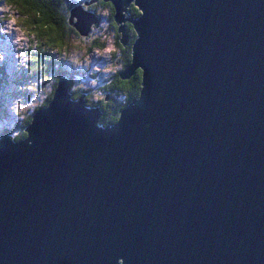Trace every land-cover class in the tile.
<instances>
[{"label": "water", "instance_id": "obj_1", "mask_svg": "<svg viewBox=\"0 0 264 264\" xmlns=\"http://www.w3.org/2000/svg\"><path fill=\"white\" fill-rule=\"evenodd\" d=\"M105 1L122 46L134 29L119 76L140 69L139 95L100 130L59 77L0 138V261L264 264V0Z\"/></svg>", "mask_w": 264, "mask_h": 264}, {"label": "clouds", "instance_id": "obj_2", "mask_svg": "<svg viewBox=\"0 0 264 264\" xmlns=\"http://www.w3.org/2000/svg\"><path fill=\"white\" fill-rule=\"evenodd\" d=\"M128 4L135 9L138 2L137 0H128ZM65 7V0H0V35L11 37L10 43L18 62L17 70L24 68L32 71L33 69L27 62L37 61L38 55L43 53L58 54V59H66L75 66H86L90 63L89 48L96 55L118 51L113 42L114 33L109 35L104 32L91 38L82 37L78 33L73 34L64 24L62 9ZM101 14L109 16L108 9H102ZM109 27L115 28V24H101V28L108 29ZM4 60L5 55L0 53V63ZM35 67L39 68L40 64L37 63ZM120 67L119 64H113L103 70L94 68L93 71L116 73ZM42 79L48 80L49 77L44 75ZM96 84L95 79L89 81V86L93 89ZM116 86L124 88L125 83L117 81ZM4 87L5 95L2 107H0V137H6L16 144L15 134L20 130L22 124L31 121L35 110L41 107L44 97H40L39 101L34 98L25 102L23 95H18L26 90L35 92L36 85L34 83L21 86L13 79H9L5 82ZM82 89L87 91L85 85H75L71 91L79 94ZM88 99L103 102L104 96L99 91H94ZM117 119H119L118 116H112L113 123L108 128L116 126L114 121ZM95 127L105 130L104 125L100 123H96ZM27 143L31 145L30 140ZM122 258L125 264H132L126 257L122 256ZM0 264L3 262L0 261Z\"/></svg>", "mask_w": 264, "mask_h": 264}, {"label": "rangeland", "instance_id": "obj_3", "mask_svg": "<svg viewBox=\"0 0 264 264\" xmlns=\"http://www.w3.org/2000/svg\"><path fill=\"white\" fill-rule=\"evenodd\" d=\"M85 1L86 0H65V4L67 6H70L72 4V7L70 8V14H71V9L78 5H82L86 11L87 9L85 7L93 6L98 12L96 15L98 17V20L97 22H95V24H93L90 27L86 35L81 34L75 28L70 29V31L73 34L78 33L80 36L86 37V38L97 37L101 33H104V32H107L109 35H112L113 33L115 34L117 32L116 29L118 25L116 21L113 22V24H115L116 22L115 28H111V27H109L108 29L101 28V24L103 23L109 24L108 16H104L101 14V10L108 9V6L99 4L98 1H95L92 4L88 3V5L86 4L84 6L82 3H84ZM130 15L131 14L129 11L127 13L125 12L126 17L127 16L129 17ZM131 18H133V16H131ZM70 19L71 18L69 17V22L72 25V21ZM75 21L76 19H74L73 22ZM123 22H120V24H124L125 28L128 26V24H131L130 21H126L124 23ZM117 35L120 38V34L118 32H117ZM134 39L135 37H129L127 46H122L121 43L117 41V38L114 35L113 42H114V45L118 49L116 53H106L104 55H96L94 52L91 51V48H89L90 63L86 66L85 65L75 66L66 59H63V58L58 59V54H49V53L39 54L37 61L27 62L33 69L32 71H29L28 69H24V68H20L19 70H17L18 62L15 59L16 53L10 43L11 37L0 35V53H3L5 55L4 62L0 63V77L4 75V78L7 80L13 79L14 81L17 80L19 83L25 82L28 85L34 83L36 85L35 92L28 90L27 93L23 92L19 94V95H23L25 102H29L33 100L34 98L37 101H39L40 97H44L45 99L49 92H52V95H53L54 90L52 89H55L53 85H55V82H57L59 77H64V78L69 77V91H71L72 87L75 85H85L86 87H89V81L92 79H95L97 81V84L92 92L99 91L101 88H103L102 87L103 84H105L104 88H107L109 86L110 83H108L107 78H109L110 75L112 77L115 73L104 72V71L94 72L93 69L99 68L103 70L104 68L110 65L118 64V62L120 61L119 59L122 56L121 54L122 47H128L129 48L128 52L130 53L131 45ZM100 46L103 47L104 45H100ZM37 63L40 64L39 68L35 67ZM122 70L123 68L120 67V69L118 70L119 71L118 73H120ZM59 73L61 74L63 73L66 75L59 76ZM44 75L48 76L49 79L43 80L42 77ZM110 80L111 78H109V81ZM3 95H5V92H3ZM52 95H51V98H52ZM134 98H137V96H134ZM0 102H3V98L1 95H0Z\"/></svg>", "mask_w": 264, "mask_h": 264}, {"label": "trees", "instance_id": "obj_4", "mask_svg": "<svg viewBox=\"0 0 264 264\" xmlns=\"http://www.w3.org/2000/svg\"><path fill=\"white\" fill-rule=\"evenodd\" d=\"M86 0L84 3H82L84 6L88 3H94L95 1H98L99 4L102 5H107L109 2L103 1V0ZM66 5V4H65ZM92 6V5H91ZM72 7V4L70 6H67L62 9V14L64 15V24L68 26V29H72L74 28L73 25L70 24L69 22V17H70V8ZM87 9V11L92 12V13H97L95 7H85ZM136 7L135 9H133L131 6L128 9V11L130 12L131 15L136 16L138 15L140 12L136 11ZM113 14H114V8L111 7V16H108V20H109V25L113 24L114 19H113ZM97 15V14H96ZM126 32L128 33V35L130 37H134L135 32L134 29L132 27L131 24H128V26L126 27ZM117 38V41L119 42V36L117 37V35L115 36ZM129 48L128 47H123V53L121 58L119 59L120 61L118 62L119 65H121V67L124 69L125 65L129 63L130 61V53L128 52ZM129 53V54H128ZM119 71H117L113 76L112 79L109 81V78H111V75L108 78V83L109 86L107 88H104V85H102L103 88H101L99 90L100 94H102L104 96V101L103 102H99V101H90L88 99V97L91 95L90 90L91 89H87V91L85 90H80L79 94L74 93L73 97L76 98L78 97L82 92H86L87 94L85 95L86 100L89 104H93V106H99L102 114L100 116V120L99 123L102 125H105L107 123H112L113 121L111 120L112 116H118L120 114V110L132 99L134 98V96H138L139 95V91H140V81H141V70L137 69L135 71V73L129 78V79H122L121 77H119ZM66 74H61L59 73V76H65ZM115 79L116 82H113ZM7 79L4 80V82H6ZM117 81H121L125 83V87L124 88H118L116 86ZM3 83V79L0 78V88L2 86ZM56 83L55 85H53V87H56ZM105 83V82H104ZM23 84L21 86H27V83H20ZM54 90V89H52ZM28 90L25 91V93H27ZM109 93H113V94H109ZM20 94V93H18ZM52 92H49L46 96V98L41 102V107L47 105V103L49 102L50 98H51ZM106 97H108V100H106ZM1 107V104H0ZM40 108V107H39ZM117 121V120H115ZM114 121V122H115ZM29 122H26L24 124L21 125L20 130L15 134L17 139L19 140L23 137L26 136L25 133V126L28 124ZM1 138V137H0Z\"/></svg>", "mask_w": 264, "mask_h": 264}, {"label": "flooded vegetation", "instance_id": "obj_5", "mask_svg": "<svg viewBox=\"0 0 264 264\" xmlns=\"http://www.w3.org/2000/svg\"><path fill=\"white\" fill-rule=\"evenodd\" d=\"M106 6H108V11H109V13H110L109 16H111V7H112V5H111L110 3H108ZM91 13H92V12H91ZM97 13H98V12H97ZM97 13H96V14H97ZM94 14H95V13H94ZM96 14H95V15H96ZM116 35H117V32L115 33V36H116ZM117 37H118V35H117ZM122 53H123V47H122V49H121V54H122ZM119 77H120V76H119ZM107 79H108V78H107ZM111 79H112V77H111ZM113 82H116L115 79H114ZM106 100H108V97H106Z\"/></svg>", "mask_w": 264, "mask_h": 264}, {"label": "bare ground", "instance_id": "obj_6", "mask_svg": "<svg viewBox=\"0 0 264 264\" xmlns=\"http://www.w3.org/2000/svg\"><path fill=\"white\" fill-rule=\"evenodd\" d=\"M103 1H105V0H103ZM106 2H109L111 5H112V3L110 2V1H106ZM112 7H113V5H112ZM135 7L137 8V6L135 5ZM114 8V7H113ZM130 8V6L127 8V10L125 11L126 13L128 12V9ZM138 9V8H137ZM94 14V13H93ZM96 16V15H95ZM131 16V15H130ZM118 32V31H117ZM120 34V33H119ZM84 99H85V97H84ZM86 104L89 106V107H93V104H89L88 102H87V100H86ZM20 140V139H19ZM17 141V140H16Z\"/></svg>", "mask_w": 264, "mask_h": 264}]
</instances>
